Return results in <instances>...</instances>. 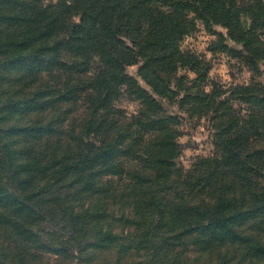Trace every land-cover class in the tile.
I'll use <instances>...</instances> for the list:
<instances>
[{"label":"trees","instance_id":"1","mask_svg":"<svg viewBox=\"0 0 264 264\" xmlns=\"http://www.w3.org/2000/svg\"><path fill=\"white\" fill-rule=\"evenodd\" d=\"M0 21L23 23L24 29L20 33L1 29L0 52L5 51L3 45H29L35 36L47 35V57L60 61V51H66L63 57L69 67L91 74L93 93L86 95L89 111H108L122 89L140 101L130 125H117L110 139H101L96 147L89 137L82 149L87 164L107 161L116 148L126 158L137 155L142 165L129 170V177L153 180L155 186L141 188L139 199H134L136 193L131 190L126 193L127 186L122 192L135 203L128 213H121L123 223L134 228L128 233L129 240L136 239L137 245L131 249L136 251L137 246L154 255L159 242L163 245L168 237H182L181 246L198 242L201 248H209L226 242V254L238 258L234 264L264 261V231H260L264 230V184L258 183L264 180V0H0ZM196 23L210 30L221 27L227 39L241 46L230 50L250 72L248 81L226 90L213 83L205 91V71L196 70V77L190 79L177 75L178 68L193 69L196 64V57L180 48V41ZM38 49L33 47V56ZM137 63L139 78L125 71ZM160 99L176 103L189 117L208 121L212 155L197 157L188 169L176 164L174 159L181 154L176 141L181 135L177 128L181 118L169 114ZM113 122L105 121L101 127L100 122L86 120L81 132L88 136L100 128L105 131ZM144 128L152 129L147 139ZM30 160L28 170H33L37 161L31 165ZM102 169L80 175L90 195L99 188L92 177ZM101 184L100 190H106ZM97 204L85 205L84 221ZM94 213L101 216L100 222L95 221L97 237L115 236L103 222L106 214ZM253 227L260 235H253ZM88 244L83 243V249Z\"/></svg>","mask_w":264,"mask_h":264},{"label":"rangeland","instance_id":"2","mask_svg":"<svg viewBox=\"0 0 264 264\" xmlns=\"http://www.w3.org/2000/svg\"><path fill=\"white\" fill-rule=\"evenodd\" d=\"M55 1L44 0L45 3ZM22 24L0 21V30L20 33L24 30ZM212 29L196 23L195 29L182 38L180 48L194 55L196 64L193 69L178 68L177 75L190 79L196 77V70L205 71V91L213 83L225 90L245 83L250 72L240 63L237 53L230 50H239L241 46L227 39L221 27ZM49 44V36H35L29 45H3L5 51L0 52V264H234L238 258L226 254L229 250L226 242L201 248L198 242L181 246L182 237H168L163 245L159 242L154 255L137 246L136 251L131 249L137 245L136 239L129 240L128 233L134 228L123 223L121 213H128L135 206L134 199L141 196V188L155 186L153 180L129 177V170L142 165L137 155L126 158L116 148L107 161L98 159L87 164L83 162L82 149L85 139L91 137L96 147L101 139H110L117 125L129 124L140 101L122 89L110 102L108 111H89L86 95L93 93L91 74L84 75L69 67L63 57L66 51H60V61L47 57ZM16 47L20 49L13 50ZM33 47L39 48L36 56L32 55ZM11 55L16 56L1 62ZM139 65H128L125 71L139 78ZM139 82L149 90L143 81ZM160 101L169 114H178L181 118L176 125L181 132L176 139L181 148V154L174 159L176 164L188 169L197 157L212 155L214 145L208 121L204 117H189L176 103ZM86 120L100 122L101 127L105 121L114 122L107 130L100 128L87 136L81 132ZM151 130H142L145 139ZM56 157H60L59 161L52 163ZM28 160L31 165L37 161L33 170H28ZM63 164L66 166L62 167ZM100 166L103 169L92 177L99 188L90 195L83 188L80 175ZM32 173L36 175L30 176ZM101 183L106 185V190H100ZM258 183L262 185L264 180L258 179ZM125 186L126 193L130 190L136 193L134 199L131 196L126 200L122 193ZM170 193L177 201L174 192ZM144 197L148 201L147 194ZM92 202H98L92 210L99 215L106 214L103 222H107L110 235L115 236L97 237L101 216L95 217L94 212L83 220L82 213L87 215L85 205ZM251 232L254 236L260 235L254 227ZM87 242L91 244L83 249L82 244ZM257 264L264 261L260 259Z\"/></svg>","mask_w":264,"mask_h":264}]
</instances>
